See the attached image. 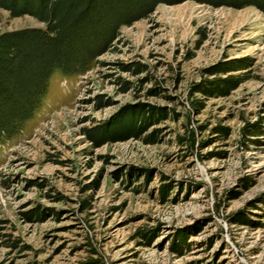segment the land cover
Returning a JSON list of instances; mask_svg holds the SVG:
<instances>
[{
	"label": "rangeland",
	"instance_id": "374dc122",
	"mask_svg": "<svg viewBox=\"0 0 264 264\" xmlns=\"http://www.w3.org/2000/svg\"><path fill=\"white\" fill-rule=\"evenodd\" d=\"M38 27L0 9V34ZM241 59L245 70L207 72ZM240 74L244 81L226 96L189 95L200 81ZM137 104L165 108L168 117L137 138L100 146L82 134ZM257 122L256 136L241 139V128ZM190 131L191 147L177 143ZM235 214L240 222L231 221ZM143 231L149 243L138 236ZM6 236L22 251L9 248ZM90 260L264 264L262 12L191 0L158 4L120 27L85 72L53 74L31 118L0 143V264Z\"/></svg>",
	"mask_w": 264,
	"mask_h": 264
},
{
	"label": "trees",
	"instance_id": "16d2710c",
	"mask_svg": "<svg viewBox=\"0 0 264 264\" xmlns=\"http://www.w3.org/2000/svg\"><path fill=\"white\" fill-rule=\"evenodd\" d=\"M187 0H0V9L11 18L29 16L41 25L0 34V143L20 131L39 107L47 89L48 79L53 74L72 76L85 72L96 63V58L106 53L118 36V29L147 17L158 4H177ZM212 8L228 7L239 10L254 7L264 14V0H191ZM246 59L216 63L207 69L213 75L245 70ZM238 63H242L238 64ZM237 64V65H236ZM135 73L141 70L130 66ZM245 74L226 75L200 81L189 88V95L200 93L206 98L223 97L244 81ZM125 83L123 84V88ZM194 110L201 103L193 100ZM121 110L114 122H107L82 130L88 141L96 146L116 139L137 138L152 124L168 117V110L137 104ZM172 113V112H170ZM128 121V122H127ZM108 124V125H107ZM259 123L245 124L241 128V139L256 136ZM215 132L227 136L225 128ZM153 134L147 141H154ZM194 144V133L177 137V143ZM246 141V140H245ZM163 201L165 190L160 189ZM84 207V202L81 203ZM231 221L240 222L241 216H230ZM149 243L148 232L138 233ZM185 236L182 242L185 243ZM12 250L22 251L17 239L5 238ZM171 250L178 252L175 245ZM80 264H96L87 261Z\"/></svg>",
	"mask_w": 264,
	"mask_h": 264
}]
</instances>
